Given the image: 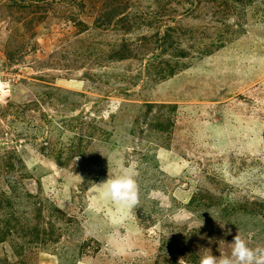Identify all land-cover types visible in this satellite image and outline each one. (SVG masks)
<instances>
[{
  "label": "rangeland",
  "instance_id": "1",
  "mask_svg": "<svg viewBox=\"0 0 264 264\" xmlns=\"http://www.w3.org/2000/svg\"><path fill=\"white\" fill-rule=\"evenodd\" d=\"M132 165L138 203L103 198ZM238 229L264 246V0H0V264H199Z\"/></svg>",
  "mask_w": 264,
  "mask_h": 264
},
{
  "label": "clouds",
  "instance_id": "2",
  "mask_svg": "<svg viewBox=\"0 0 264 264\" xmlns=\"http://www.w3.org/2000/svg\"><path fill=\"white\" fill-rule=\"evenodd\" d=\"M134 168V165L126 167L115 177L109 171L106 182L97 185L101 188L103 198L110 199L118 206L130 207L137 204L140 189ZM227 234H231L230 231ZM230 245L231 254H221L219 257L208 254L210 249H204L205 254L201 256L199 264H264V246L250 247L246 239L241 237L239 229ZM179 264H184L183 258Z\"/></svg>",
  "mask_w": 264,
  "mask_h": 264
},
{
  "label": "bare ground",
  "instance_id": "3",
  "mask_svg": "<svg viewBox=\"0 0 264 264\" xmlns=\"http://www.w3.org/2000/svg\"><path fill=\"white\" fill-rule=\"evenodd\" d=\"M79 264H81V262H79Z\"/></svg>",
  "mask_w": 264,
  "mask_h": 264
}]
</instances>
